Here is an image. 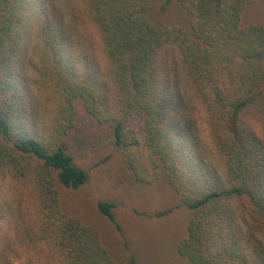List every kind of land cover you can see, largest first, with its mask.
<instances>
[{
  "label": "trees",
  "instance_id": "trees-1",
  "mask_svg": "<svg viewBox=\"0 0 264 264\" xmlns=\"http://www.w3.org/2000/svg\"><path fill=\"white\" fill-rule=\"evenodd\" d=\"M257 9L0 0V264H138L117 203L88 191L101 138L96 166L116 190L164 179L189 212L176 245L188 264H264Z\"/></svg>",
  "mask_w": 264,
  "mask_h": 264
},
{
  "label": "rangeland",
  "instance_id": "rangeland-1",
  "mask_svg": "<svg viewBox=\"0 0 264 264\" xmlns=\"http://www.w3.org/2000/svg\"><path fill=\"white\" fill-rule=\"evenodd\" d=\"M262 10H252L247 18L254 20L252 16L260 17L264 22V10ZM100 140L97 145L102 156L92 159L86 165L90 169L88 170V191L93 200L110 198L117 203L116 220L130 235L137 263L188 264L186 259L176 254V245L185 236L189 212L176 209L177 198L164 179L142 189L129 190L128 193L116 190L107 178L108 166L105 164L96 166L109 152L108 140L103 138ZM166 209H172V211L161 217L155 216ZM95 212L94 210L89 212L92 220L96 219Z\"/></svg>",
  "mask_w": 264,
  "mask_h": 264
}]
</instances>
